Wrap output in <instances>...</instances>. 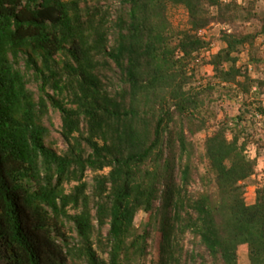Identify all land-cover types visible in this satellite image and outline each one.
<instances>
[{"label":"trees","instance_id":"trees-1","mask_svg":"<svg viewBox=\"0 0 264 264\" xmlns=\"http://www.w3.org/2000/svg\"><path fill=\"white\" fill-rule=\"evenodd\" d=\"M262 157L264 0H0V264H264Z\"/></svg>","mask_w":264,"mask_h":264},{"label":"rangeland","instance_id":"rangeland-1","mask_svg":"<svg viewBox=\"0 0 264 264\" xmlns=\"http://www.w3.org/2000/svg\"><path fill=\"white\" fill-rule=\"evenodd\" d=\"M113 1L115 2L116 0H113ZM238 2L241 3V2H244V0H238ZM180 12H179V14H176L175 15V17L173 19V23L174 24H178L179 21H184L185 20V16L184 15H181ZM261 41L262 40L260 39L259 42H261ZM216 50H217L216 49V44H213L212 45V50H211V52L209 54L215 53ZM247 63H249L248 62L247 54H245V53L241 54L240 60H239V64L240 65H245ZM248 68H249V70H251L250 63L248 64ZM206 70H209V68L207 67ZM29 88L32 89L36 93V85H35V83H31L29 85ZM229 103L232 105V110L230 111V114L229 115L231 117H233L237 113L238 105L236 104L235 101H230ZM219 117H221V118L223 117L221 113L219 114ZM46 126H49V129L51 131V137L50 138H52L54 140H58V146L60 148H63V144L61 142V138H60L59 133H58V130H59V127H60V119H59V114L57 112L56 113L52 112L50 114V121L47 122ZM247 154L251 158L255 156L254 149L251 146H248ZM257 171L258 172L264 171V157L258 159V161H257ZM259 178H260V175H259ZM88 181L89 182H92L91 181V175L90 174L88 175ZM194 189H197V187H194ZM245 198H246V202L248 204H251L254 201V187L251 186V187H248L246 189ZM143 217H144L143 214L140 213L136 217V222L140 221Z\"/></svg>","mask_w":264,"mask_h":264}]
</instances>
